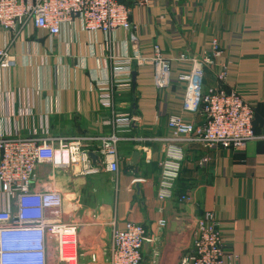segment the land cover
Segmentation results:
<instances>
[{
	"label": "crops",
	"instance_id": "crops-1",
	"mask_svg": "<svg viewBox=\"0 0 264 264\" xmlns=\"http://www.w3.org/2000/svg\"><path fill=\"white\" fill-rule=\"evenodd\" d=\"M130 8V31L88 33L78 20L52 40L29 25L10 48L16 61L0 77V135L12 138H97L113 133L112 112L101 102L118 58L149 60L154 45L172 60L173 84L159 91L148 61L133 64L116 83L113 109L134 118L128 141L119 146V172L95 177L37 168L46 187L63 194V222L77 227V264H108L111 223L144 226L150 239L143 264H182L194 252L198 221L213 213L229 255L225 264H264V0H121ZM4 37V35H3ZM7 38V36L5 37ZM217 41L220 56L213 53ZM3 41L0 36V45ZM212 64L204 68L203 89L238 93L255 111L257 140L244 151L176 143L171 116L202 125L199 111H182L191 69L179 55ZM227 70V79L219 75ZM172 146L182 150L181 172L171 200L158 197L161 169ZM92 141L84 149L93 152ZM139 160L132 166L133 154ZM186 195L189 200L180 201ZM163 223V224H162ZM48 245V264H64ZM65 249V256H68Z\"/></svg>",
	"mask_w": 264,
	"mask_h": 264
},
{
	"label": "built area",
	"instance_id": "built-area-1",
	"mask_svg": "<svg viewBox=\"0 0 264 264\" xmlns=\"http://www.w3.org/2000/svg\"><path fill=\"white\" fill-rule=\"evenodd\" d=\"M130 8L121 0H0V77L16 66L10 48L33 25L47 32L52 40L61 35L62 28L78 20L84 31L105 35L130 31ZM4 35V37H3ZM7 36V38H5ZM213 53L220 56L217 41ZM118 58L111 66L112 79L103 83L101 102L112 112L113 133L97 138L55 139L50 137L12 138L0 135V264H48L49 241L55 245L54 254L64 264H77V235L74 225L63 222L64 197L51 184L46 187L37 168L42 165L71 173L74 177H95L102 172H119V146L128 141L134 118L113 109L116 83L129 78L133 64L148 61L153 68V83L157 90L168 89L173 83L172 60L159 45H154L149 60ZM181 63H191L188 72L179 75L185 85L182 111L204 116L202 125H193L181 116L168 119L172 141L196 142L205 148L244 151L258 138L254 132L255 111L238 93H226L221 88L204 90V68L212 64L208 55L191 59L179 55ZM227 79V70L219 81ZM92 141L93 152L84 149ZM91 154L97 159H93ZM182 150L172 146L167 159L159 163L161 179L160 200H171L181 172ZM186 195L180 201H187ZM163 224V223H162ZM111 241L107 249L108 264H143V249L150 242L144 226L125 222L111 223ZM71 240H66V239ZM194 252L182 264H225L229 255L213 213H206L197 223ZM65 249L68 256H65Z\"/></svg>",
	"mask_w": 264,
	"mask_h": 264
},
{
	"label": "water",
	"instance_id": "water-1",
	"mask_svg": "<svg viewBox=\"0 0 264 264\" xmlns=\"http://www.w3.org/2000/svg\"><path fill=\"white\" fill-rule=\"evenodd\" d=\"M134 127H135V121H134L133 124H132V128H134ZM139 156H140V155H139L138 152H136V153L133 154V159H132V163H131L132 166H135V165L138 163ZM91 157H92L93 159H97V157H96L95 155H93V154H91Z\"/></svg>",
	"mask_w": 264,
	"mask_h": 264
},
{
	"label": "rangeland",
	"instance_id": "rangeland-1",
	"mask_svg": "<svg viewBox=\"0 0 264 264\" xmlns=\"http://www.w3.org/2000/svg\"><path fill=\"white\" fill-rule=\"evenodd\" d=\"M66 240H71V239H68V238H67Z\"/></svg>",
	"mask_w": 264,
	"mask_h": 264
},
{
	"label": "flooded vegetation",
	"instance_id": "flooded-vegetation-1",
	"mask_svg": "<svg viewBox=\"0 0 264 264\" xmlns=\"http://www.w3.org/2000/svg\"><path fill=\"white\" fill-rule=\"evenodd\" d=\"M76 233H77V229H76Z\"/></svg>",
	"mask_w": 264,
	"mask_h": 264
}]
</instances>
